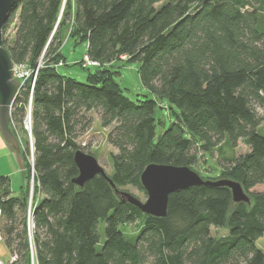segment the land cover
I'll return each mask as SVG.
<instances>
[{"label": "trees", "instance_id": "16d2710c", "mask_svg": "<svg viewBox=\"0 0 264 264\" xmlns=\"http://www.w3.org/2000/svg\"><path fill=\"white\" fill-rule=\"evenodd\" d=\"M12 23L13 63L33 70L43 58L32 91L30 76L11 110L23 128L31 96L34 185L29 201L27 183L15 192L0 174L3 264H264L256 244L264 236V133L254 108H264V0H17L2 34ZM69 37L85 41L99 63L86 82L55 66L66 64L60 48ZM117 60L138 62L152 97L125 95L110 69ZM159 101L171 122L157 133ZM89 112L110 127L117 188L143 189L150 163L191 168L222 142L243 140L248 151L223 173L250 202H233L227 186L195 185L170 194L166 216L154 217L122 202L102 175L78 186L76 139ZM24 147L31 154L28 140ZM137 221L130 241L121 227ZM212 227L228 234L214 237Z\"/></svg>", "mask_w": 264, "mask_h": 264}, {"label": "rangeland", "instance_id": "374dc122", "mask_svg": "<svg viewBox=\"0 0 264 264\" xmlns=\"http://www.w3.org/2000/svg\"><path fill=\"white\" fill-rule=\"evenodd\" d=\"M14 23L10 24L6 29L5 33L2 34L3 39L7 41V47L12 44L14 37ZM87 49V43L83 40L74 39L72 37L63 39L61 44V54L63 55L66 64L58 67V72L66 77H71L80 82H86L89 74H95L97 68L88 67L82 68V57L85 54ZM43 54V53H42ZM40 56L38 61H41L43 58ZM63 61V60H61ZM64 62V61H63ZM80 62V64L78 63ZM138 62H126L117 60L110 67L112 71H117L118 73L114 74V79L119 84V86L124 90L125 95L132 99L136 100L143 98V96L152 97V93L143 85L140 75L138 72ZM167 103L159 101L155 110V122H156V132H161L164 128L168 127L171 122V116L168 113V110L160 108V105ZM255 111L257 114L263 118L259 125V131L264 133V108L260 106H255ZM87 116L91 119V124L82 134L78 135L76 141L82 146V151L94 156L97 162L104 168L106 174L110 176L112 174V159L111 155L117 152V149L108 141V133L110 127H102L100 125V118L96 112H89ZM12 131L19 140L20 153L22 166H20L18 155L16 150L12 145H8L7 149L1 148L0 143V174L7 173L10 179V185L13 191H18L23 186H29L30 191H33L34 180L31 176L32 171H30V152H25V142L28 140L29 149H30V139L27 130L24 128L13 127L10 123ZM1 136V134H0ZM2 141V137H0ZM4 142V141H2ZM248 146L244 143L243 140H238L237 145L232 147L227 141L222 142L219 146L212 150L206 156L198 158L195 160L191 169L198 173L201 177H206L213 179H222L227 178L228 176L223 173L225 168L231 166L233 161L241 154H244L248 151ZM264 188V187H263ZM119 190L127 191L132 194L134 197L138 198L141 201L146 200V192L143 189H138L134 186H124L118 187ZM29 191V193H30ZM142 223L135 222L122 226L124 236L132 241L137 235ZM100 237L104 238V227L100 224L99 227ZM211 234L214 237H224L228 234L227 229L225 228H211ZM257 247L264 251V236L259 238L256 241ZM3 242H0V250L5 249ZM7 259H5L6 261Z\"/></svg>", "mask_w": 264, "mask_h": 264}, {"label": "water", "instance_id": "95a60500", "mask_svg": "<svg viewBox=\"0 0 264 264\" xmlns=\"http://www.w3.org/2000/svg\"><path fill=\"white\" fill-rule=\"evenodd\" d=\"M208 1L211 0H203L204 3ZM16 3L17 0H0V133L4 140L16 150L20 166H22L19 140L10 127L11 110L21 83L14 78V63L9 51L3 45L2 37V27ZM74 162L78 168V175L72 179L73 183L83 187L95 175H102L122 202L127 201L143 213L154 217L166 216L170 194L195 185L227 186L231 191L233 202H250L249 196L238 181L227 178L203 179L189 166L156 163L148 164L140 174V184L147 196L145 201H141L129 192L119 190L91 154L78 149L74 153Z\"/></svg>", "mask_w": 264, "mask_h": 264}, {"label": "built area", "instance_id": "2783aa9c", "mask_svg": "<svg viewBox=\"0 0 264 264\" xmlns=\"http://www.w3.org/2000/svg\"><path fill=\"white\" fill-rule=\"evenodd\" d=\"M42 65V61H38L36 67L32 70L28 67H26V65L24 64H14L13 65V75H14V78H16L20 83H21V86L25 83V81L30 78L31 76V81H30V90L32 91L33 89V85H34V80H35V77H36V72H37V69L39 68V66ZM64 65V62L63 61H58L55 66H62ZM99 63L95 60H92L87 54H84L83 57H82V63H81V66L82 67H95V66H98ZM30 104H31V96L29 98V103H28V114L26 116V118L24 119V122H23V126L24 128L27 130L28 132V135H29V139H30V143H31V156H30V159H31V164L33 162V149H32V136H31V116H30ZM11 124L13 127L14 124L13 122L11 121ZM32 173H31V176H33V169H31ZM32 199V193L30 191L29 193V201H31ZM0 239H1V235H0ZM0 264H3V262L0 260Z\"/></svg>", "mask_w": 264, "mask_h": 264}, {"label": "crops", "instance_id": "0c3cea01", "mask_svg": "<svg viewBox=\"0 0 264 264\" xmlns=\"http://www.w3.org/2000/svg\"><path fill=\"white\" fill-rule=\"evenodd\" d=\"M1 134V133H0ZM0 137H2V135L0 136ZM2 141H4V142H2ZM2 141H0V143H1V148H3V149H7V147H8V143L4 140V138L2 137ZM3 175H6V176H8L7 175V173H2ZM22 185H23V183H22ZM19 191V190H18ZM18 191H16V192H18ZM0 242H3L2 241V239L0 240ZM6 247V246H5ZM6 249V252L3 250H0V260L2 261V262H6L9 258H10V254H9V251H8V249L7 248H5ZM5 259H7L6 261H5Z\"/></svg>", "mask_w": 264, "mask_h": 264}]
</instances>
